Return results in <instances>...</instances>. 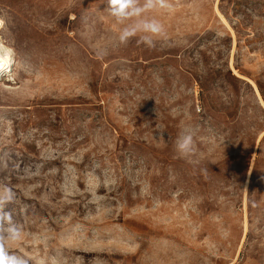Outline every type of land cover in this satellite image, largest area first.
I'll use <instances>...</instances> for the list:
<instances>
[{"label":"rangeland","instance_id":"obj_1","mask_svg":"<svg viewBox=\"0 0 264 264\" xmlns=\"http://www.w3.org/2000/svg\"><path fill=\"white\" fill-rule=\"evenodd\" d=\"M168 3L144 14L166 31L149 48L119 43L105 0H0L9 254L264 264V0ZM185 128L191 163L175 147Z\"/></svg>","mask_w":264,"mask_h":264},{"label":"clouds","instance_id":"obj_2","mask_svg":"<svg viewBox=\"0 0 264 264\" xmlns=\"http://www.w3.org/2000/svg\"><path fill=\"white\" fill-rule=\"evenodd\" d=\"M106 10L108 14L115 20L125 26L119 33L118 41L121 45H126L133 37L138 36L137 43H142L149 48L155 46L157 39H165L166 31L162 23L155 18H148L144 14L159 8H170L168 0H105ZM127 22V23H126ZM97 55L103 58L107 55V50L101 49L97 51ZM3 65L0 64V68ZM176 151L180 158L188 160L195 153V141L193 130L185 128L181 131L175 142ZM8 199L13 196L10 188H6ZM0 202H3V197H0ZM10 231V239L16 240L20 237V232L15 228ZM0 264H27V261L19 259L16 255L9 254L6 251L5 244L0 239Z\"/></svg>","mask_w":264,"mask_h":264},{"label":"bare ground","instance_id":"obj_3","mask_svg":"<svg viewBox=\"0 0 264 264\" xmlns=\"http://www.w3.org/2000/svg\"><path fill=\"white\" fill-rule=\"evenodd\" d=\"M11 63L10 54L5 47L0 46V64L3 65L2 68H0V75L5 72L9 68V65ZM9 70V69H8Z\"/></svg>","mask_w":264,"mask_h":264}]
</instances>
